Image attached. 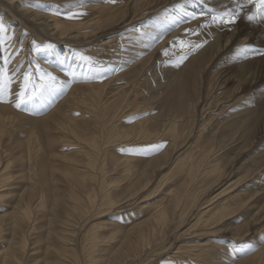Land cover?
Segmentation results:
<instances>
[{
    "label": "bare ground",
    "instance_id": "6f19581e",
    "mask_svg": "<svg viewBox=\"0 0 264 264\" xmlns=\"http://www.w3.org/2000/svg\"><path fill=\"white\" fill-rule=\"evenodd\" d=\"M15 1H17V5L10 7L11 0H0V24L5 25L9 30L3 38L5 42L0 43V67H3V49L7 47L12 53L8 66L11 75L16 72L18 66L22 69L31 62V66H33L38 57L33 46H31V38L28 36L24 38V22L29 23L32 31L50 37L55 43L60 44L65 42L70 44L85 43L89 39H94L99 33L123 23L134 28L136 33L143 30L144 33L148 32V34L137 35L133 51L123 49L124 57L121 58V63L111 70L109 77H113H108L105 87L85 88V90H97L94 95L90 96L95 97L97 95L100 98L96 103L92 101L93 99L89 101L85 99V105L89 109L91 106L93 110L91 117L88 118H92L91 120L85 122L69 121L67 116L61 114L64 111H60L62 118L67 119V125L65 126L63 123L65 129H69L75 136L76 141L71 140L70 146L76 147L80 141L88 142L92 150L86 153V161L81 162V168L75 167L57 174L54 173L55 167L53 172L51 170L47 172L46 168L38 167L36 164L28 168L29 180L35 181L34 190H37V186L41 184L42 191L37 193L39 198H36V193L33 191L28 194L24 192L16 194L18 195L17 201L15 200L16 205L12 211L9 213L0 210V246L4 244L3 247H6L5 249L0 247V264H136L145 257L156 255L155 253L161 250L160 247L167 235L186 221L185 217L197 206L201 194L209 189L206 188L208 184L202 185L195 193L185 192L179 197H175L177 192H171L166 208L159 210L155 208L156 212L152 216L137 222L128 231L122 230L126 232L123 235V240L122 238L116 240L117 235L121 233V228L110 224L111 222H101L100 219L110 213L118 203L126 200L128 196L116 198L113 195L122 196L128 192H138L146 188L147 185H150L148 182L153 178L152 174H158L163 166L164 168L167 167L168 163L165 160L174 151L173 149H166L162 158L155 161L150 160L147 167L136 177H129V181L120 178H107V175L105 176L103 172L97 170V159L100 155H106L104 153L105 147H108L110 142L119 137L130 136L127 135L128 130L122 128L123 125L113 124V118L109 116V111L104 104L106 102L103 99L104 88L106 89L112 82H115L114 80H117V83L114 87L112 86V91L116 93L121 91L119 97L124 100L117 102L125 105L128 92L136 87L132 84L133 78L145 74L150 75V72L153 73L156 80L159 78L149 100L147 101L143 97L139 102L136 101L138 104L136 107L148 106V102L159 105L160 110L164 111L168 118L163 121L152 118L155 122L152 121L151 124L156 132L161 131L164 136H167L166 138H174L172 142L176 145L180 136L178 127L185 125L188 108L196 104L195 101L191 102L190 100L189 76H196L197 82L199 80V84L203 82L204 85L207 83L205 75L216 71V80L220 90L231 85L233 88L231 96L236 100L239 98L238 95H241V99L236 101L232 111L229 110L231 114H229V119L225 124L229 131L221 132V128L213 133L209 132L207 135L209 136L210 148L204 149L199 144L197 150L182 156L184 162L180 164L179 168L188 179L182 182L181 187H189L196 181L197 176L205 178L211 172L216 173L217 182L220 181L224 168L218 160L216 163L212 161L210 153L215 144L222 148H229L227 164L242 157L250 158L261 148L263 151L261 152V159H249L248 163L260 159L249 166L259 175L262 174L260 181H263L264 142H261V137L264 136V56L256 55L250 51L248 58L245 59L239 55L238 48L250 45L252 49L264 51V22H249L242 18L234 31L219 28L214 24L206 29L203 28L202 26L210 20V17L205 19L200 17V14L210 8L220 10L221 4L231 6L230 0H117L115 4L108 3L107 0ZM5 7L8 8L6 9L8 13L3 10ZM1 11L4 13L2 14ZM254 11L255 8L244 9L245 14ZM185 14H195L198 19L181 23L178 26L172 23L174 18L180 19ZM13 17L19 18L20 21ZM142 23L149 26L148 31L141 27ZM189 29L199 31L200 35L193 36L190 32L185 35ZM158 37H162V39L158 40ZM178 39H185L193 44L202 41L207 42L201 48L191 50L186 62L176 67L175 61L183 54L179 46L173 48V42ZM28 42H30L29 45ZM111 43L106 42L102 46L111 45ZM165 49H168L170 53L167 57L163 55ZM29 50H32L36 57L31 58L33 60L31 62L29 59H23ZM43 59L47 61L49 57ZM185 68L187 71L183 72ZM38 74L40 73L38 72ZM167 75L174 76L175 80L169 83L165 90L163 83ZM207 85H210L208 89H211L212 86L215 88L216 84ZM74 94L78 96V93L73 92V99H75L74 97L77 98ZM244 94L245 96H243ZM72 100L70 102H73ZM216 103L207 104L208 114L218 113L224 109L222 106L224 102L219 99ZM207 112L200 114L199 118L204 119ZM56 113L55 111L51 115L55 120H58L60 115H56ZM11 114L13 112L9 107L0 105V138L4 133L6 118ZM83 126L89 129L88 133H85ZM99 126L102 130L92 131L93 128ZM108 126L110 128L107 130L103 129ZM140 129L147 133L146 128L141 127ZM104 141L105 143H103ZM98 142L103 144L99 145ZM28 144L31 142L29 141ZM2 150L10 151L9 154L14 155L15 160H19L18 163H22L23 167L28 166L24 161V150H19V152L15 149L11 150V148ZM195 152H199V160L197 161L194 159L198 156L195 157L191 154ZM126 160L131 161L128 158ZM27 161H31V159ZM259 161H263V164L258 165L257 162L259 163ZM7 170V166L0 167V206H6L3 198L8 191L6 188L8 185L10 186L11 178L9 175H5ZM256 173L253 172V174ZM57 182L62 185L57 184ZM261 182L256 180V185ZM188 183L190 185H187ZM53 185H56L57 188ZM129 186L130 188L126 193H123ZM181 187L179 189H182ZM262 188L257 186V193L263 192L262 194H264ZM211 201L212 203L209 204ZM211 201L205 202L204 206L207 205L206 207L202 205V210L198 212L194 219V225L192 224L190 228L198 227L205 234H213L217 231L210 218L212 219L217 214L214 220H220L231 210L223 204L221 205L222 202L216 204L213 202L214 200ZM259 212H264V205L260 206ZM93 220L94 222L88 226V223ZM246 225V227L234 228L230 234L241 239L251 229L250 224ZM105 229H111V231L104 235L102 231H106ZM185 232H182L180 236L185 235ZM39 250H41V254ZM36 253L40 255L39 258L25 259L26 256L31 257ZM253 257L239 260L238 263L249 264ZM195 260L197 259L186 260L185 263H192Z\"/></svg>",
    "mask_w": 264,
    "mask_h": 264
},
{
    "label": "rangeland",
    "instance_id": "374dc122",
    "mask_svg": "<svg viewBox=\"0 0 264 264\" xmlns=\"http://www.w3.org/2000/svg\"><path fill=\"white\" fill-rule=\"evenodd\" d=\"M10 3V7L17 5V1L15 0H11ZM6 9L8 8L5 7L3 10L6 11ZM1 13L3 14L4 12L1 11ZM15 20L20 21L19 18H15ZM23 27L24 38L27 36L31 38V46H33L38 55L36 58L32 50H29L23 56V59H29L31 62V58H36V62H34L36 66L39 65L44 72L56 76L57 80L54 90L47 91L36 100L17 108L15 104L18 98L17 94L22 85L24 70H32L34 82L41 83L38 78L40 74L35 71V64L31 66L32 62L30 64L28 63L22 69L19 67L22 71H16L17 73L12 74L16 76L12 84V95L9 98L10 102H0V105L9 107L14 114L7 116L4 133L2 138H0V167L7 166L8 170L5 175H9L11 178L10 186L8 185V188H6L8 190L7 194L5 193L6 195L3 198L5 200L4 205L6 206H0V210L9 213L16 205L18 196L16 194H20L21 192L28 194L33 191L36 193V198H39L37 193H41L42 191L41 184L37 186V190H34L35 181H30L27 175L28 168L31 165L43 166L47 172L50 170L53 172V168L55 167V174L66 172L68 169L75 167L81 168V162L86 161V153L92 149L88 142L83 143L81 141H77L80 144L76 147L70 146V142L71 140H75V136L69 129H65L67 119H63L61 114L67 116L69 121L85 122L91 120L92 118H88L91 117V111L93 110L91 106L89 109L85 105V99L88 101L93 99L92 101L96 103L100 98L97 95L95 97L90 96L94 95L97 90H85V88L97 89L99 87L102 88V86L105 87L106 80L113 77H109L111 70L115 69L117 64L121 63V58L124 57L122 54L123 49H134L137 35L148 34V32L144 33L143 30L140 33L139 31L136 33L134 28L127 26V23H123L99 33L94 39H89L85 43L70 44L65 42L64 44H60L55 43L50 37L32 31L27 22H24ZM141 27L147 31L149 29L146 23H142ZM30 42L27 44L29 45ZM106 42H112L113 44L111 43V45L103 47L102 44ZM49 45H51V48L48 47ZM36 46L39 47L38 51ZM81 55L90 57L94 61L91 70L87 63L79 58ZM44 57H49V59L44 61ZM186 69H183V72L187 71ZM73 72L74 75L72 74ZM215 72L213 71V73L205 75V81L207 83L204 85L203 82L199 84V80L197 82V79H195L196 76H189L188 82L191 89L190 100L191 102L195 101L196 104L188 108V117L185 125L178 127V134L180 133V136L178 137L176 145L172 142L174 138H166L167 136H164L161 131L156 132L154 126L151 124L154 121L152 118H157L162 121L168 118L165 112L160 110L159 105L148 102V106L142 105L141 107H136L138 105L136 101L139 102L143 97L148 101L150 94L153 93V89L156 88L155 84H157L156 82L159 78L156 80L152 72H150V75L145 74L144 76L132 79V84L136 87L134 86L135 88L128 92L125 105L117 102L124 100L119 97L121 91L120 93L112 91V86L114 87L117 80H114L115 82H112L108 86L109 88H104L103 99L106 101L104 104L109 111V116L113 118V124L123 125L122 128L127 129V135L130 136L123 135L125 136L124 138L119 137L113 142H110L108 147H105L104 153L106 155H100L97 159V170L103 172L105 176L107 175V178H120L121 180L129 181V177H136L147 167V163L150 160L155 161L158 158H162V154L166 149H173L174 151L165 160L168 163L167 167L165 166L166 168H164L163 166V169L158 174L153 173V178L148 182L150 185H147L146 188L138 192L126 193L130 188L129 186L123 192L126 194L122 196H118L117 194L113 195L116 198L128 196L126 200L118 203L110 213L100 219L101 222H111L110 224L121 228V233L117 235L116 240L121 238L123 240V235L126 232L122 230L128 231L137 222L152 216L156 212V209L166 208L167 204H169L171 192H177L175 197H179L185 192L195 193L202 185L206 186L208 184L206 188H209L201 194L197 206L185 217L186 221L167 235L160 247L161 250L155 253L157 256L153 254L151 256L152 258L145 257L136 264H186V260L194 259L197 260L187 264H239V260L241 261L254 255L253 260L249 264H264V212H259L260 206L264 205V194H262L263 192L257 193L256 189L257 186L260 188L263 186L262 189H264V185H262L264 184V178L262 179V183L260 181L262 174L259 175L258 172L256 173L251 170V166H249L261 159V152H263L261 148L250 158L242 157L227 164L229 148H222L215 144L213 151L210 153L212 161L216 163L218 160L219 164L224 168V173L220 181L217 182L216 173L211 172L205 178H199L197 176V182H193L189 186L190 188L187 186L181 187L182 182L188 179L179 168L180 164L184 162L182 156L197 150L199 144L204 149L207 147L210 148L209 136L207 134L209 132L213 133L221 128V132L228 130L226 129L227 126L225 127L229 119L228 116L231 114L230 112L233 110L234 105H236V101L241 99V95H238L239 98L236 100L231 96L233 91L231 85H228L224 90H220ZM174 80V76L167 75L163 83L164 89ZM207 84H211V86L213 84L216 85L215 88L212 86L211 89H208L210 85ZM148 88L152 89L148 90ZM73 92L78 93V96L74 94L77 96V98L74 97L75 99L72 98ZM219 99L224 102L222 105L224 109L218 113L208 114L207 104L211 102L216 103ZM71 100L73 102H70ZM55 111L57 112L56 115H60L58 120H55L53 115H51ZM60 111L64 112L60 114ZM205 112L207 114L204 116V119L199 118V115ZM10 119L12 120L10 121ZM63 123H65V126ZM204 123L207 124L204 125ZM141 127L146 128L147 133L142 132ZM83 128L85 133H88L87 131L89 129L85 126ZM108 128L110 126L104 127L103 129L107 130ZM100 130H102L100 126L92 129L94 132ZM29 141L31 144H28ZM261 142H264V136L261 137ZM103 143L98 142L99 145ZM161 143L166 144V147L159 151L155 150V146ZM4 148L15 149L18 152L19 150H24V161H26L25 164L28 166L23 167L22 163H18L19 160H15L14 155L9 154L10 151L5 152V150H2ZM15 150L14 152L16 153ZM191 154L196 157L199 155V152ZM54 155L59 157H55ZM127 158L131 161L126 160ZM255 158L260 159L252 160L250 164L248 163L249 159ZM30 159L31 161H27ZM197 160H199V156L194 159V161ZM257 164L262 165L263 161H259ZM245 171L247 172L245 173ZM248 172L252 174L254 172L256 174H253V176ZM256 180L261 183L256 185ZM57 184L62 185L58 182ZM187 185L190 184L188 183ZM53 186L56 187V185ZM179 187L182 189H179ZM211 200H214L213 202L216 204L222 202L221 205L223 204L231 210L230 213L224 215L220 220H214L217 214L212 219L210 218L213 225L216 226L217 229L215 230L217 231L213 234H205L198 227L190 228L192 224L194 225V219L198 212L202 210V205L206 207L207 205L204 206L205 202ZM211 203L212 201L209 204ZM215 203L214 205H216ZM92 222L94 220L88 223V226ZM246 224H250L251 229L241 239L235 238L233 234H230V231L234 228L246 227ZM109 231L111 229L102 231V233L107 235ZM184 231H186L185 235L180 236ZM3 246L4 244L0 247ZM5 248L3 247V249ZM39 253L41 254V250H39ZM175 255L177 256L176 258L174 257ZM38 256L40 255L36 253L31 257L26 256L25 259L32 260ZM170 258H172L171 261H169Z\"/></svg>",
    "mask_w": 264,
    "mask_h": 264
},
{
    "label": "snow or ice",
    "instance_id": "6c2138e0",
    "mask_svg": "<svg viewBox=\"0 0 264 264\" xmlns=\"http://www.w3.org/2000/svg\"><path fill=\"white\" fill-rule=\"evenodd\" d=\"M108 3L115 4L117 0H107ZM231 6L228 4H221L220 10L215 8H210L206 12L200 14V17L207 19L210 17V20L205 23L202 27L208 28L211 25H216L219 28H227L229 31H234L239 21L243 18L249 22H264V0H230ZM246 8H255L254 12L250 14H245L244 9ZM198 17L195 14L188 15L185 14L184 17L180 19H173L172 23L174 25H179L181 23L190 22L191 20H196ZM8 29L5 25L0 24V43H4V36L8 33ZM191 33L193 36H199V31H193L191 29L187 30L185 35ZM162 39V37L157 38ZM207 41H202L199 43H191L186 41L185 39H178L173 42V48L179 46L182 51V55L175 61V66L179 67L184 60L188 58L191 50H197L203 46ZM37 50H39V47ZM51 48V45L48 46ZM254 52L256 55L264 56V51H260L257 49H252L250 45L241 46L238 48V53L245 59L248 58L249 52ZM3 67H0V102H10L9 98L12 95V84L15 79L13 75L9 74V63L10 57L12 55L9 52V49L5 47L3 49ZM164 56H169V50L165 49L163 52ZM82 61H85L91 70V66L94 61L90 57H85L81 55L79 57ZM19 72V66L16 70ZM35 71L40 73L39 80L41 83H35L33 79V71L25 70L23 73L22 85L20 86V90L17 94V101L15 106L20 108L22 105H26L31 101L36 100L39 96H42L45 92L54 90L56 83V76L51 73L44 72L39 65L35 67ZM74 75V72L72 73ZM166 147V144H158L155 146V150L159 151Z\"/></svg>",
    "mask_w": 264,
    "mask_h": 264
}]
</instances>
